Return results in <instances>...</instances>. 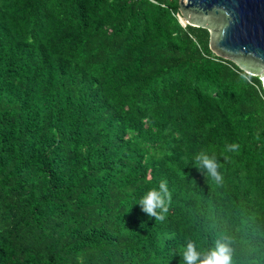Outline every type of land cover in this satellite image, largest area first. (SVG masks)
I'll list each match as a JSON object with an SVG mask.
<instances>
[{"label":"trees","instance_id":"1","mask_svg":"<svg viewBox=\"0 0 264 264\" xmlns=\"http://www.w3.org/2000/svg\"><path fill=\"white\" fill-rule=\"evenodd\" d=\"M183 18L180 0H0V264H182L221 235L232 264H264L262 76ZM161 179L163 222L137 204Z\"/></svg>","mask_w":264,"mask_h":264},{"label":"water","instance_id":"2","mask_svg":"<svg viewBox=\"0 0 264 264\" xmlns=\"http://www.w3.org/2000/svg\"><path fill=\"white\" fill-rule=\"evenodd\" d=\"M180 1L188 24L210 30L216 55L249 74H264V0Z\"/></svg>","mask_w":264,"mask_h":264},{"label":"clouds","instance_id":"3","mask_svg":"<svg viewBox=\"0 0 264 264\" xmlns=\"http://www.w3.org/2000/svg\"><path fill=\"white\" fill-rule=\"evenodd\" d=\"M238 147L236 144L227 145L229 151H236ZM191 163L192 167L206 179L213 180L217 184L222 183V164L217 156L209 155L207 151L201 150L194 155ZM171 200L172 193L169 190L168 181L161 179L158 188L150 189L137 204L150 219L155 218V221L163 222L167 218ZM143 226L141 224V227ZM231 244L230 236L221 235L207 252L202 253L194 242L189 241L184 245L179 255L182 264H232L234 250Z\"/></svg>","mask_w":264,"mask_h":264},{"label":"rangeland","instance_id":"4","mask_svg":"<svg viewBox=\"0 0 264 264\" xmlns=\"http://www.w3.org/2000/svg\"><path fill=\"white\" fill-rule=\"evenodd\" d=\"M190 17H188V19H189ZM185 24L186 23H188V21L187 20H184V19H181ZM261 76H262V80H263V82H264V74H261Z\"/></svg>","mask_w":264,"mask_h":264}]
</instances>
